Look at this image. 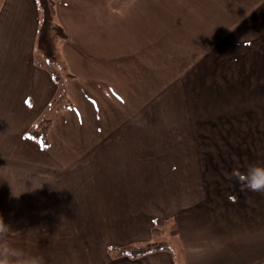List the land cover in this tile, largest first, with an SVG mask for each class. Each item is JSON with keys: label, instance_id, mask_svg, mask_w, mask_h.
<instances>
[{"label": "crops", "instance_id": "crops-1", "mask_svg": "<svg viewBox=\"0 0 264 264\" xmlns=\"http://www.w3.org/2000/svg\"><path fill=\"white\" fill-rule=\"evenodd\" d=\"M52 3L64 77L37 49L38 0H0V201L25 211L20 240L8 242L44 264H264V193L235 179L264 166V122L206 145L199 128L128 111L121 89L157 73L153 2ZM223 84L226 96L245 86ZM45 119L41 143L28 133ZM147 242L165 246L135 257L110 249Z\"/></svg>", "mask_w": 264, "mask_h": 264}, {"label": "rangeland", "instance_id": "rangeland-1", "mask_svg": "<svg viewBox=\"0 0 264 264\" xmlns=\"http://www.w3.org/2000/svg\"><path fill=\"white\" fill-rule=\"evenodd\" d=\"M146 1L153 2L163 24L162 31L157 33L155 26L159 27L160 24L152 20V50L156 55L153 71L157 73L150 77V84L149 79L145 81L139 78L134 88L121 89V95L132 101L128 111L153 112L167 120L153 122L158 121L162 123L161 126L170 129L199 128L206 145L208 142L224 143L225 138L231 141L227 134L234 128L262 127L264 0ZM147 21L149 23L150 18ZM158 34L162 40L156 42ZM60 64L58 58L54 67L56 73L64 77ZM225 80L245 86L240 87V94L226 96L224 89L220 88ZM198 82L203 86L198 88ZM209 83H212V91ZM58 96L59 93L56 94ZM55 101L52 107L58 106L57 99ZM113 106L115 110L121 108L120 111H126L117 103ZM45 121H49L48 126L52 124V120ZM206 128H209L208 132H205ZM216 130L222 136L216 135ZM13 201H7L8 208H4L1 205L3 201H0V215L13 229L8 240H20L25 211H20V207L17 209L16 206L15 209L10 208ZM164 237L161 239L158 236L154 241L162 242Z\"/></svg>", "mask_w": 264, "mask_h": 264}, {"label": "trees", "instance_id": "trees-1", "mask_svg": "<svg viewBox=\"0 0 264 264\" xmlns=\"http://www.w3.org/2000/svg\"><path fill=\"white\" fill-rule=\"evenodd\" d=\"M41 21L38 27L37 33V47L41 54L48 60L58 63V54L56 49L55 40L59 37H64L65 34L59 25L53 24V3L52 0H38ZM45 121V120H44ZM40 121L35 124L34 127L29 131L28 136L33 139L40 140L41 143L46 142V131L48 128V122ZM160 222L156 220V224ZM154 231L157 227H154ZM161 246H165L163 243L147 242L142 246H126V247H112L111 250H116L119 254L125 253L129 257H135L143 254L144 252L156 249Z\"/></svg>", "mask_w": 264, "mask_h": 264}, {"label": "clouds", "instance_id": "clouds-1", "mask_svg": "<svg viewBox=\"0 0 264 264\" xmlns=\"http://www.w3.org/2000/svg\"><path fill=\"white\" fill-rule=\"evenodd\" d=\"M236 181L242 190L264 193V166H250L246 172L235 173ZM13 229L5 223L0 215V264H44L43 257L26 255L22 250L13 247L8 237Z\"/></svg>", "mask_w": 264, "mask_h": 264}]
</instances>
